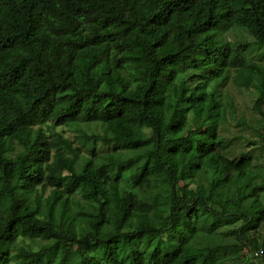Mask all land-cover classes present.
I'll use <instances>...</instances> for the list:
<instances>
[{"label": "trees", "instance_id": "16d2710c", "mask_svg": "<svg viewBox=\"0 0 264 264\" xmlns=\"http://www.w3.org/2000/svg\"><path fill=\"white\" fill-rule=\"evenodd\" d=\"M263 227L264 0H0V264H253Z\"/></svg>", "mask_w": 264, "mask_h": 264}, {"label": "rangeland", "instance_id": "374dc122", "mask_svg": "<svg viewBox=\"0 0 264 264\" xmlns=\"http://www.w3.org/2000/svg\"><path fill=\"white\" fill-rule=\"evenodd\" d=\"M230 93L233 96L234 104L236 106V112H237L236 121H238V119H240L242 117L247 121L250 120L251 116L253 115L251 108H252V105H253V102L255 99L253 92L251 90L250 91H246V90L240 91L236 88H231ZM222 126L225 129H228L229 132L233 136H235V134L237 137H239L240 135L249 136V134L245 133V130L241 126H239V127L236 126L235 122H232L231 124H229V122L224 123ZM240 130H243L242 133H237ZM65 136L70 138L71 140H74V136L70 132H67L65 134ZM239 138H241V137H239ZM238 142L242 143L243 141L239 140ZM251 149H252V147H249L246 150L249 151ZM228 229L229 228H222V229L218 230V232L227 233L229 231ZM261 236L264 237V227L262 229ZM252 262H253V264H264V261L260 258L259 259H253Z\"/></svg>", "mask_w": 264, "mask_h": 264}, {"label": "built area", "instance_id": "2783aa9c", "mask_svg": "<svg viewBox=\"0 0 264 264\" xmlns=\"http://www.w3.org/2000/svg\"><path fill=\"white\" fill-rule=\"evenodd\" d=\"M255 256L258 257V254L256 253Z\"/></svg>", "mask_w": 264, "mask_h": 264}]
</instances>
